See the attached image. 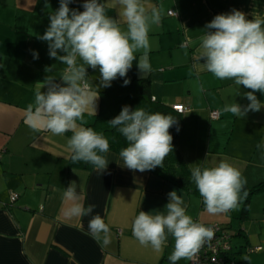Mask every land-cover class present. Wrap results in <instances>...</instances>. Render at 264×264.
<instances>
[{"label": "crops", "instance_id": "crops-1", "mask_svg": "<svg viewBox=\"0 0 264 264\" xmlns=\"http://www.w3.org/2000/svg\"><path fill=\"white\" fill-rule=\"evenodd\" d=\"M100 2L109 16L119 19V9L112 0ZM83 3L73 0L69 8L83 11ZM146 3L162 13L161 22L148 34L152 71L142 77L136 65L142 52H137L127 76L112 82L148 78L152 98L188 107L182 113L176 144L190 172L193 167H213L224 160L241 171L247 180L245 188L264 180V148L257 147L264 145V108L249 111L244 117L223 112L225 105L247 106L244 93L250 90L192 68L207 23L234 9L247 19H252L253 13L264 16V0ZM58 8L59 0H0V264H170L173 238L169 235L163 251L157 253L136 240L131 225L140 211L152 215L166 212L168 193L173 190L182 196L186 213L195 221L217 222L230 230L231 255L238 264H264V190L250 197L244 218L242 201L234 210L212 215L205 211L194 182L186 189L149 170H130L122 166L119 153L113 150L105 154L109 163L101 173L82 161L72 162L67 146L72 132L57 136L27 126L26 109L34 103L36 88L46 92L42 85L48 76L63 83L59 78L66 65L50 58L48 42L38 38L49 27V14ZM169 10L175 14H168ZM63 54L58 51V55ZM87 76L99 92L97 114L105 87L99 86L98 68H87ZM255 95L264 103V94ZM212 110L220 113L218 119L210 118ZM95 115L84 114L85 127L94 122ZM71 182L77 185L85 207L96 205L91 215H64L70 202L63 193ZM12 193L17 194L13 202ZM96 214L110 227L106 246L88 234L89 220ZM233 237L239 238L237 243ZM258 246L261 248L255 249ZM245 256L248 261L243 260ZM177 264L190 261L181 259Z\"/></svg>", "mask_w": 264, "mask_h": 264}, {"label": "clouds", "instance_id": "clouds-1", "mask_svg": "<svg viewBox=\"0 0 264 264\" xmlns=\"http://www.w3.org/2000/svg\"><path fill=\"white\" fill-rule=\"evenodd\" d=\"M72 2L59 0V8L49 14V27L38 37L48 42L50 58L66 65L59 78L63 83H56L52 76L46 77L42 88L46 86L47 91L36 88L34 103L26 109L25 123L34 131L43 129L57 136L72 132L67 141L72 162L89 163L102 173L109 163L105 154L110 144L103 133L84 126V114L95 115L99 99L97 87L86 79L87 68H98L99 86L110 87L113 80L127 76L136 53L142 52L136 65L142 77L146 76L152 71L148 34L153 25L161 22L162 13L146 0H112L119 9L117 19L106 13L100 0H84L83 11L70 9ZM199 39L192 68L197 73L210 72L219 80H232L250 90L244 93L249 101L247 106L233 103L225 105L223 112L244 117L249 111L264 108V103L255 95L256 92L264 94V16L253 13V18L247 19L243 12L235 9L228 14H218L205 25ZM58 51L64 54L58 55ZM33 55L38 58L37 53ZM129 83L124 79L125 86ZM107 123L127 142L119 155L122 166L130 170L144 172L162 167L164 159L173 152L170 128L177 124V119L171 115L124 106L119 115ZM257 147L264 148V145ZM191 179L205 211L212 215L238 208L248 195L244 190L246 178L224 160L213 167H193ZM76 189L75 182H71L63 193L65 201L70 202L64 215H91L96 205L85 207ZM168 197L166 212L155 215L139 212L131 225L132 234L142 246H150L157 253L163 251L170 235L174 241L168 257L170 264H177L181 259L194 261L200 249L214 237V230L186 213L184 199L175 190L168 193ZM88 234L104 246L110 243V227L99 214L89 220ZM243 260L249 258L245 256Z\"/></svg>", "mask_w": 264, "mask_h": 264}, {"label": "trees", "instance_id": "trees-1", "mask_svg": "<svg viewBox=\"0 0 264 264\" xmlns=\"http://www.w3.org/2000/svg\"><path fill=\"white\" fill-rule=\"evenodd\" d=\"M124 106H129L132 110L140 107L149 113H162L171 115L177 119V124L170 128L173 136V152L170 153L163 161V168L156 167L150 172L160 176L161 178L173 182L174 184L189 189L192 186L191 172L182 160L177 149V128H180L182 113L175 111L172 106L152 98L150 94V81L148 78L130 80L126 86L123 82H112L110 87H106L100 92V110L95 115L94 122L88 127L100 130L109 140L110 148L116 153H120L121 149L127 146L125 138L112 128L107 122L119 115ZM87 167H93L89 163H85ZM248 195L242 200V217H246L247 205L250 197L264 190V180L254 186L246 187ZM238 264V262H236Z\"/></svg>", "mask_w": 264, "mask_h": 264}, {"label": "built area", "instance_id": "built-area-1", "mask_svg": "<svg viewBox=\"0 0 264 264\" xmlns=\"http://www.w3.org/2000/svg\"><path fill=\"white\" fill-rule=\"evenodd\" d=\"M168 14L174 15L175 12L174 10H169ZM172 108L179 113H184L188 109L182 104H174ZM219 117L220 113L217 110L210 111L211 119H218ZM16 198L17 194L12 193L10 201L13 202ZM202 224L214 230V237L200 249L195 260L190 261V264H236L235 259L231 255L232 234L230 230L217 222ZM260 248L258 246L255 249L259 250Z\"/></svg>", "mask_w": 264, "mask_h": 264}, {"label": "rangeland", "instance_id": "rangeland-1", "mask_svg": "<svg viewBox=\"0 0 264 264\" xmlns=\"http://www.w3.org/2000/svg\"><path fill=\"white\" fill-rule=\"evenodd\" d=\"M238 240H239V238H238V237H237V238L233 237V243H237V242H238Z\"/></svg>", "mask_w": 264, "mask_h": 264}]
</instances>
